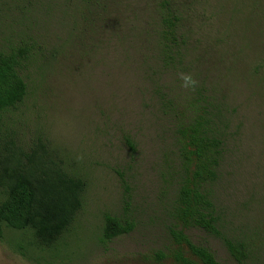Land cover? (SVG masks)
I'll return each instance as SVG.
<instances>
[{
  "label": "rangeland",
  "instance_id": "rangeland-1",
  "mask_svg": "<svg viewBox=\"0 0 264 264\" xmlns=\"http://www.w3.org/2000/svg\"><path fill=\"white\" fill-rule=\"evenodd\" d=\"M157 4L0 0V50L37 48L22 73L27 99L0 117V149L14 140L30 151L41 139L53 160L87 184L83 209L54 250L44 253L28 233L6 230L0 264H174L156 261L176 249L178 189L173 122L155 95V63L145 62ZM174 4L185 19L192 74L221 87L243 126L217 190L228 232L264 239V0ZM107 216L134 230L104 244ZM187 235L232 264L221 241Z\"/></svg>",
  "mask_w": 264,
  "mask_h": 264
},
{
  "label": "trees",
  "instance_id": "trees-1",
  "mask_svg": "<svg viewBox=\"0 0 264 264\" xmlns=\"http://www.w3.org/2000/svg\"><path fill=\"white\" fill-rule=\"evenodd\" d=\"M174 3L158 0L153 40L145 53V62L155 63L149 77L156 82L160 109L173 122L178 159V189L172 210L176 249L168 256L158 254L156 261L223 264L208 246L194 243L187 235L195 230L221 241L232 264L264 263V239L231 235L217 194L243 126L237 125V110L221 87L192 74L185 19ZM36 49L22 44L0 50V117L27 99L30 87L22 73ZM185 76L191 77L194 85L184 86ZM86 187L83 178L68 173L49 156L43 140H37L30 151L9 140L0 149V241L6 230H12L28 233L33 245L44 253L54 250L83 209ZM133 230V223L107 216L102 241L111 243Z\"/></svg>",
  "mask_w": 264,
  "mask_h": 264
},
{
  "label": "clouds",
  "instance_id": "clouds-1",
  "mask_svg": "<svg viewBox=\"0 0 264 264\" xmlns=\"http://www.w3.org/2000/svg\"><path fill=\"white\" fill-rule=\"evenodd\" d=\"M184 81H185V85L184 86H189V85H194L195 81H193L191 79V77L185 76L183 77Z\"/></svg>",
  "mask_w": 264,
  "mask_h": 264
}]
</instances>
